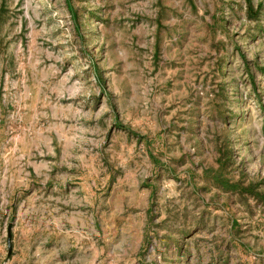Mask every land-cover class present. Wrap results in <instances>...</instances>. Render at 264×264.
I'll use <instances>...</instances> for the list:
<instances>
[{
	"label": "rangeland",
	"instance_id": "obj_1",
	"mask_svg": "<svg viewBox=\"0 0 264 264\" xmlns=\"http://www.w3.org/2000/svg\"><path fill=\"white\" fill-rule=\"evenodd\" d=\"M0 264H264V0H0Z\"/></svg>",
	"mask_w": 264,
	"mask_h": 264
}]
</instances>
